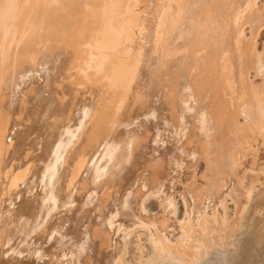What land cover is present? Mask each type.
Listing matches in <instances>:
<instances>
[{
	"label": "rangeland",
	"instance_id": "rangeland-1",
	"mask_svg": "<svg viewBox=\"0 0 264 264\" xmlns=\"http://www.w3.org/2000/svg\"><path fill=\"white\" fill-rule=\"evenodd\" d=\"M127 1L109 9L125 27H104L117 34L106 54L123 55L115 95L104 77L98 92L77 77L72 93L60 88L72 105L62 143L45 144L55 115L36 121L34 110L17 109L40 104L29 102L31 90L55 74L57 49L45 55L43 44L38 66L0 83V140L11 147L0 157L1 234L17 214L28 217L14 242L23 254L7 264H264V0ZM101 116L102 136L89 127ZM98 135L87 155L85 140ZM10 193L16 203L2 212ZM31 199L38 204L19 206Z\"/></svg>",
	"mask_w": 264,
	"mask_h": 264
},
{
	"label": "bare ground",
	"instance_id": "bare-ground-1",
	"mask_svg": "<svg viewBox=\"0 0 264 264\" xmlns=\"http://www.w3.org/2000/svg\"><path fill=\"white\" fill-rule=\"evenodd\" d=\"M85 1L86 0H2L0 2V83L3 84L5 82V80L10 75L9 74L10 72H13V74L17 75V73H20L21 71L30 67L29 65H31V67L38 66L39 61H40V59H39L40 53H41L40 49H41V46H43V44H45V49L47 50V51H45V53H46L45 55L51 54L52 51H54L55 49H57V52H59L57 55L58 57L56 56V58H54L53 60L52 59L48 60L49 61L48 63L53 65V69L56 71L55 74H47L45 82L40 83V85H37L34 89L31 90V92L33 90L34 91L31 94L30 100L32 98L33 99H32V101H29V102H34V103L40 102V104L37 106H32L30 104H27L23 107L17 108V109H19L20 112L25 110L24 112H26L27 114H28V111L30 112V110H34L35 116L37 117V118L34 117V118H36L35 119L36 121L37 120L41 121L42 119H45L49 113L51 114L50 116H54V115L56 116V118L54 119V122L51 121L49 123L50 126H49V130H48V135H46V136H48V139L45 140V144L47 147L49 145H51L55 136L58 137L62 143L65 140V138H63V135L65 133L70 135L72 132L70 130V127L68 126V122L66 121L67 116L70 115V109L72 106L71 105V99L68 98L65 100H61L59 98V95H60V94H58L59 92H61L63 90L67 94H70L74 90H76V88L74 86V84L76 83L75 82L76 77L80 78V79L85 78V80L87 82L93 81L94 83H96L95 84L96 85L95 91L98 92V88L100 87V85L97 84L99 81L97 78H99V77L103 78L104 77L107 82L105 84H103L104 81L102 80L101 81V87L107 88L106 93L108 94L107 96H109L115 90L113 85H112V81H114L116 78H120V75H119L116 67L120 65V62L122 60L121 57L123 55L115 54V55L110 57V55L106 54V51H107L108 46L109 47L112 46L115 42V38H114L115 36L114 35H117V34H114L115 33V27H116V29L118 27L119 28L125 27L124 25H122V22H120L121 19H123V18L120 17V21H119L115 17V13H114L115 9H113V12H111V14L114 13L113 14L114 17H112V15L109 16V11H110L109 9H112V7H118L120 4H122L123 0H87L88 4L86 3L84 5ZM129 1H127V3ZM125 2L126 1H124V3ZM133 3L131 2V6H133ZM161 3H162V1H161ZM125 5H126V3H125ZM125 5H123L124 9L125 8L129 9L128 11H130V13L135 14L132 10L133 7L130 10V8H127L128 5H126V7H125ZM120 6H119V8H120ZM161 7H163V6H161ZM253 8L256 9V6ZM124 9L122 10V14L124 12ZM158 10H159V8H158ZM115 11H117V10H115ZM154 11H155V9H154ZM125 14H126V11L124 12V15ZM136 15H138L137 12H136ZM155 15L158 16L157 13H155ZM119 16H121V15H119ZM147 16H148V14H147ZM110 18H111V20H110ZM139 18H140V16H139ZM135 19H136V17H135ZM170 19H171V17H170ZM138 21H139V19H138ZM211 23H212V21H211ZM106 25H108L106 31L108 30V32H109V30H110V32H111L112 30H114V33L108 34V32H107V34H106V32L104 31L105 30L104 27ZM109 25H110V27H109ZM137 25H138V22H137ZM131 26L133 27L132 31H134V29H136V28H134V23L132 25L130 24V27ZM111 28H112V30H111ZM107 35H109V36H107ZM131 36H132V34L130 35V37ZM134 36H135V34H134ZM134 36H132V37H134ZM37 38H38V40L36 42H33ZM123 40H124V38H123ZM131 40L133 41L132 38H131ZM238 41L241 42V39ZM97 43H98V46H99V44L101 45L102 50L101 49L97 50V48H94L97 45ZM37 44L40 46L37 48V50L34 51L33 54L28 52L29 49L32 47V45L34 46ZM126 44H127V40H126ZM132 44L133 43H131L130 45H132ZM92 48L96 49L95 53H94L96 56H94V58L90 59V56L93 57V55H90L93 53V51L90 52L92 50ZM129 48H131V47H129ZM138 48H139V46H138ZM130 51H132V50H130ZM130 51H129V53H130ZM137 52L140 53V51H137ZM140 56H142V55L140 54ZM143 56H144V54H143ZM135 59H136V57H135ZM135 59H134V61H136ZM132 60L133 59H131V62L129 61L130 64H133ZM144 60H145V58H144ZM137 65H139V62H138V64H136V62H135V66H137ZM130 66L131 65H129V67ZM133 67H134V65H133ZM133 67H132V69H133ZM142 67H143V65H142ZM132 69H131V71H132ZM57 70L59 72H61L60 76H62V78L60 81H58V78H59L58 74L59 73ZM134 70H136V69H133V72H134ZM138 72L139 71H137L136 73H138ZM136 73H134V74L137 75ZM143 73H142V75H143ZM128 74L130 75V72ZM131 76L132 75H130V78H131ZM128 77H127V79H128ZM130 78L128 79V81L130 80ZM133 78H134L133 79L134 82H136L135 77H133ZM121 79H122V77H121ZM140 79H141V77H140ZM122 81H124V80H122ZM129 82L132 83V78ZM134 82L132 85L133 87H134ZM125 83H124V85H125ZM130 83H129V87H131ZM121 84H122V82H121ZM137 86L138 85H135L134 88H131V91L129 90L130 88L128 87L130 95L132 94V92H134V90H132V89H135ZM60 88H62V90H60ZM118 90H119V88H118ZM116 91H117V89H116ZM45 92L47 93V96L44 95ZM125 92H127V91H125ZM125 92H124V94H125ZM129 92H128V94H129ZM256 92H258V91L256 90ZM120 93H121V91L120 92L118 91V93H116L117 96H115V97H118V95H119V97L121 98V95H124V94L123 93L120 94ZM254 94H256V93H254ZM112 95H115V94H112ZM130 95H128L127 97H129ZM257 95H258V93H257ZM260 95H261V92H260ZM260 97L262 98L263 96H260ZM260 97H259V99H261ZM257 98H258V96H257ZM125 99L123 101V104L125 102ZM127 100L128 99H126V101ZM120 103H121V101H120ZM132 105H133V103H132ZM263 105H264V103H263ZM263 105L260 106V109ZM8 106H10L11 109L16 108V103H15V100L13 98L10 99V105H8ZM110 107L108 106L107 108H110ZM121 107L122 106L120 105L119 110L120 109L123 110V107L122 108ZM253 107H254V105H253ZM263 108H264V106H263ZM117 110H116V112H117ZM123 111H121V112H123ZM256 112L259 113V110H256ZM252 113H253V111H252ZM254 113H255V111H254ZM20 118L22 119L21 116H20ZM103 118H104V116L103 117L101 116L97 119H94L92 121L91 125L89 126L91 129H97V131L100 133L101 136L105 133L107 134V132L109 130V128H108V130H107V128H105V125L107 124L108 120L106 118H104V119ZM3 123H4L3 121H0V136L2 135L4 137V135H6V134H1V133H5L4 127L6 125L4 126V124H6V122L4 124ZM8 128H9V126H7V129ZM26 128H25V124H24L23 130L26 131ZM20 129H22V128L20 127ZM20 129H17V130L20 131ZM19 131H18V135H19L18 138L21 139L20 138L21 134L19 133ZM112 131H113V129H111V132ZM22 133H24V132L22 131ZM8 134H9V132H7V135ZM12 135H14V134H12ZM12 135H11V137H12ZM15 135H14V138L16 139ZM101 136H99V135L98 136H92L90 139L85 140V142L83 144V150H85V153L87 155L92 150H94L95 147L98 145V141L101 139ZM6 139H7V137H6ZM2 141H3V139H2ZM2 141L0 140V143H1V145H0V157L2 156V153H4V154L7 153L6 154V156H7L9 151L11 152V147H9L6 144V142L3 143ZM12 141L14 142V139ZM12 143L10 142V146L13 145ZM14 154L15 153L13 152L12 156L9 158V161L15 159ZM105 154H107V153H105ZM222 154H223V152H222ZM115 155H116V152H115ZM6 156L4 158H6ZM36 157H35V159H37ZM122 157H124V155H122ZM7 158H8V156H7ZM84 164H86V160L82 159V162H80L78 165L81 167ZM13 180H12V183L15 182V181L13 182ZM17 181H19V179ZM137 182H139V181H137ZM158 185H159V183H158ZM141 187H142V185H141ZM83 191L84 190H82V192ZM3 192H4V190H3ZM84 194L85 193L83 192L82 195L84 196ZM136 194H137V191H136ZM16 196H17L16 194L10 193V195L6 199L1 198V199H3L4 208H5V210H2V212H7V211L10 212V209H11V211L13 210V206L16 203V199H17ZM83 196H82V199L86 200V202H87V198L85 196L83 198ZM84 200H82V201H84ZM6 202H8L7 207H6ZM86 202H81V203L85 204ZM35 203L38 204V201L34 202V200H32V199L28 200V201L24 200V201L19 203V206L23 207V208L24 207L25 208H31V207H34ZM85 205H83V206L85 207ZM132 209H135V208L133 207ZM80 213H81V211H80ZM126 213H128V212H126ZM71 214L73 215V212H71ZM78 214H79V211H78ZM75 216L76 215H74V217ZM5 218H6L5 216L0 218V225H1V223H4L6 221ZM27 218L28 217L25 218L23 214H17L15 217L12 218V220H13L12 223L13 224L15 223L14 227L11 229H9V228L4 229L2 234L0 232V264H7L10 261L11 262L12 261H18V259H13L10 256L11 254L13 255L14 253H16L17 258H19L18 256L20 254H23V248L22 247L24 246V244H22L23 246L21 247L18 245L16 246L14 244V242L18 239L20 240V234L23 231V228L25 227V225L27 224V222H26L24 225L23 221ZM69 218H71V216ZM26 235H28V234H26ZM24 236H25V234H24ZM29 236H30V234L28 235V238H29ZM41 236H42V234H41ZM42 238H45V237L42 236ZM39 239H40V237H39ZM92 249H93V247H92ZM74 251H76V250L74 249ZM88 254H90V252ZM202 254H203V252H202ZM95 255H96V252H95ZM13 257H15V256H13ZM20 258H21V256H20ZM195 260L196 259H194L193 264H199L200 263L199 261L196 262ZM72 264H73V262H72Z\"/></svg>",
	"mask_w": 264,
	"mask_h": 264
}]
</instances>
